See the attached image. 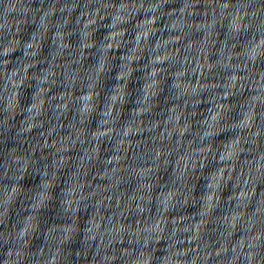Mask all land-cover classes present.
I'll use <instances>...</instances> for the list:
<instances>
[{"label":"clouds","instance_id":"clouds-1","mask_svg":"<svg viewBox=\"0 0 264 264\" xmlns=\"http://www.w3.org/2000/svg\"><path fill=\"white\" fill-rule=\"evenodd\" d=\"M0 264H264V0H0Z\"/></svg>","mask_w":264,"mask_h":264}]
</instances>
